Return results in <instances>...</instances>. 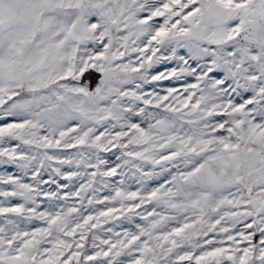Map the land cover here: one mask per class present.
<instances>
[{
	"label": "snow or ice",
	"instance_id": "6c2138e0",
	"mask_svg": "<svg viewBox=\"0 0 264 264\" xmlns=\"http://www.w3.org/2000/svg\"><path fill=\"white\" fill-rule=\"evenodd\" d=\"M0 264H264V0H0Z\"/></svg>",
	"mask_w": 264,
	"mask_h": 264
}]
</instances>
